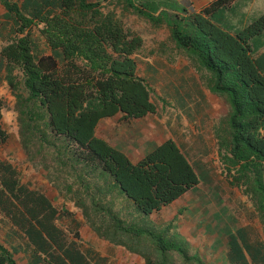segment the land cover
<instances>
[{
	"label": "trees",
	"instance_id": "1",
	"mask_svg": "<svg viewBox=\"0 0 264 264\" xmlns=\"http://www.w3.org/2000/svg\"><path fill=\"white\" fill-rule=\"evenodd\" d=\"M124 1L151 24H166L175 47L210 92L227 103L224 124L214 130L218 152L231 184L248 195L264 226V12L234 28L224 13L233 0H214L199 12L174 9L165 0ZM0 4L11 22L10 37L0 49V72L15 99L27 162L80 210L98 238L141 256L145 264H174L168 253L181 252V245L148 217L199 183L195 168L170 137L133 161L96 134L104 118L136 119L156 110L137 74L134 55L143 46L142 36L113 11L101 10V0ZM34 25H41L49 54L34 52ZM2 109L0 98V144L8 138ZM127 208L133 215L123 212ZM0 213L25 239L34 256L31 264H99L76 231L71 235L58 224L71 213L22 182L16 167L2 158ZM232 245L235 261L244 260L233 240ZM250 258L257 255L250 251ZM0 264H18L2 242Z\"/></svg>",
	"mask_w": 264,
	"mask_h": 264
},
{
	"label": "rangeland",
	"instance_id": "2",
	"mask_svg": "<svg viewBox=\"0 0 264 264\" xmlns=\"http://www.w3.org/2000/svg\"><path fill=\"white\" fill-rule=\"evenodd\" d=\"M15 1L20 3L21 0ZM133 1L136 5L143 2ZM255 1L253 5H249L251 1L247 4L241 1L239 12L229 3L224 11L226 22L239 27L264 12V2ZM100 5L101 10L113 11L126 26L142 36L143 46L134 55L137 74L148 85L156 110L136 119H125L120 114L104 118L98 123L96 134L133 161L171 135L199 176L196 186L148 217L157 230L165 229L168 238L181 245V252L172 250L167 257L174 264H214L222 245L219 239L227 238L217 235L219 228L224 230L222 235L242 228L250 238L257 233L264 241V226L251 199L240 186L231 184V176L218 152L214 130L224 124L229 111L227 103L210 93L192 63L175 47L166 24H151L133 12L124 0H101ZM168 11L174 14L169 8ZM3 13L0 4V49L10 37ZM40 26L34 25L30 30L33 50L49 54L51 51L38 30ZM0 98L3 101L2 126L8 133L7 140L0 144V158L16 167L22 182L42 190L60 211L71 213L62 216L58 224L71 235L76 231L81 245L100 261L105 259L103 264H145L141 256L98 238L85 223L80 210L48 183L41 170L27 162L18 137L15 99L3 72H0ZM128 211L133 215L131 208L123 210ZM13 243L20 245L16 240ZM26 256L18 254L17 262L27 264Z\"/></svg>",
	"mask_w": 264,
	"mask_h": 264
},
{
	"label": "crops",
	"instance_id": "3",
	"mask_svg": "<svg viewBox=\"0 0 264 264\" xmlns=\"http://www.w3.org/2000/svg\"><path fill=\"white\" fill-rule=\"evenodd\" d=\"M88 1H96V0H88ZM213 1L214 0H165V2H167L169 4V6H173L174 9H178V8L180 9L181 8V9H187L188 11H196V12L201 11L202 9H204L206 6H208ZM241 1H243V4H247L248 1H251L249 5H253V3L256 2L255 0H233L231 2V4L232 5L234 4V6L236 8V12H239V7L241 6ZM260 1L264 2V0H260ZM162 9L168 11V7H166V6H160L159 10H162ZM4 12H5V10H4ZM3 16H4V13H3ZM4 20H5V22H7L9 29H10L11 22L7 21L6 18H4ZM249 20H250V18L246 22H243L242 25L246 24ZM233 27L235 28V26H233ZM1 60H2V58L0 56V62H1ZM211 94H213V93H211ZM179 135H183V134L179 133ZM184 135H186V134H184ZM166 138H168V137H166ZM170 138H172L175 141L174 137H171V135H170ZM181 147H184V143H181ZM216 230H218V231H216L218 236H220V237L227 236V238L225 241H223V238L219 239V242H220L219 244L220 245L222 244V245H221V248L217 250L219 256H218V259H216V261L213 262L214 264H264V241L261 240V238L259 237V235L257 233L252 238H250L251 237L250 234H248L242 228H239L234 232L229 231L224 235H222V233L224 232L223 229L221 230L219 228ZM240 234H241V236L243 235V238H245V241L247 242L246 245H250L249 246L250 249H248L247 246L242 242V238H240ZM15 240L18 241L19 242L18 244H20V245H14L13 242ZM232 240L235 242V246L238 247L243 252V255L245 257L244 260L237 261V262L235 261V259H234V245H232ZM0 242H2L8 248L11 247L10 249L13 250L15 259H16L18 254H25V255H27L26 256L27 264H31L32 258L34 256L30 253L29 247H26L25 239L22 237L20 232H18L14 227L11 226V224L6 220L5 217L2 216L1 213H0ZM250 251L253 255L254 254L257 255V259L250 258ZM220 252H222L221 255H220ZM96 260L99 262V264H103V261L105 259L104 260L101 259V261H100L99 259L96 258ZM16 261H17V259H16ZM38 264H45V262L41 261Z\"/></svg>",
	"mask_w": 264,
	"mask_h": 264
}]
</instances>
